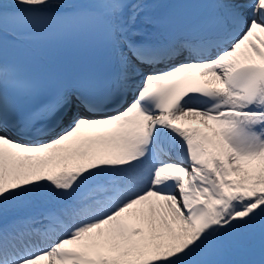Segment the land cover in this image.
Instances as JSON below:
<instances>
[{
    "label": "snow or ice",
    "instance_id": "6c2138e0",
    "mask_svg": "<svg viewBox=\"0 0 264 264\" xmlns=\"http://www.w3.org/2000/svg\"><path fill=\"white\" fill-rule=\"evenodd\" d=\"M159 7L0 0V264H264V0Z\"/></svg>",
    "mask_w": 264,
    "mask_h": 264
},
{
    "label": "bare ground",
    "instance_id": "6f19581e",
    "mask_svg": "<svg viewBox=\"0 0 264 264\" xmlns=\"http://www.w3.org/2000/svg\"><path fill=\"white\" fill-rule=\"evenodd\" d=\"M158 2H159V0H158ZM161 9H163L162 6H160V7L158 8L157 12H158V11H161Z\"/></svg>",
    "mask_w": 264,
    "mask_h": 264
}]
</instances>
